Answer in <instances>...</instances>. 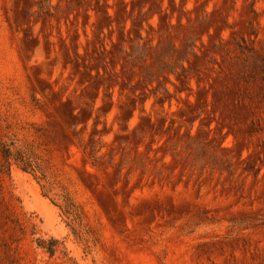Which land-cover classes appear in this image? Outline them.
I'll return each mask as SVG.
<instances>
[{"label": "rangeland", "instance_id": "1", "mask_svg": "<svg viewBox=\"0 0 264 264\" xmlns=\"http://www.w3.org/2000/svg\"><path fill=\"white\" fill-rule=\"evenodd\" d=\"M1 145L0 264H264V0H0Z\"/></svg>", "mask_w": 264, "mask_h": 264}, {"label": "trees", "instance_id": "2", "mask_svg": "<svg viewBox=\"0 0 264 264\" xmlns=\"http://www.w3.org/2000/svg\"><path fill=\"white\" fill-rule=\"evenodd\" d=\"M1 147L2 148L0 149V153L2 155V160H0V174L2 175L10 174L12 161H15L24 171L36 173L35 170L36 168L33 166V164L30 162L29 159L24 158L22 152L14 153L12 147H5L3 145H1ZM39 179L47 183L44 178H39ZM48 185L49 184L47 183L44 186V189H47L48 192L50 193L51 190ZM60 208L61 210H63L64 214L69 219L77 220L79 218L78 211L70 198H64V200L60 205ZM39 242H40L39 247L46 250L51 256H55L61 245L60 242L57 240H52V242H50L49 244L40 240Z\"/></svg>", "mask_w": 264, "mask_h": 264}]
</instances>
